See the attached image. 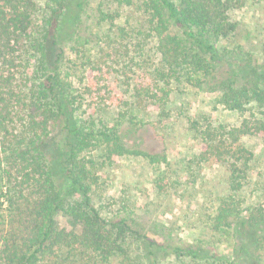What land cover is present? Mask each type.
I'll return each instance as SVG.
<instances>
[{
	"label": "trees",
	"instance_id": "16d2710c",
	"mask_svg": "<svg viewBox=\"0 0 264 264\" xmlns=\"http://www.w3.org/2000/svg\"><path fill=\"white\" fill-rule=\"evenodd\" d=\"M77 1L45 0L42 8L39 0H0V264H143L140 255H133L134 239L162 247L140 232L128 213L110 214L111 206L96 204L93 197L101 177L98 165L87 158L90 150L103 148L107 163L125 154L158 159L129 146L119 126L105 123L100 115L103 88L97 81L83 91L97 102L96 111L83 117L85 112L76 105L82 94H72L61 72L65 53L59 43L73 8L81 3L76 5ZM141 1L146 30L157 41V65L147 64L143 53L147 33L138 32L133 44L106 42L111 63L103 60L104 54L94 60L96 76L102 78L103 65L110 72L121 71V65L131 71L134 93L124 102V115L151 109L164 114L173 82L216 92L217 103L243 115L235 125L196 120L191 124L199 137L198 160L218 163L228 174L229 194L217 206L212 228L242 239L238 257L214 252L212 264H248L243 255L260 261L255 254L264 244V193L251 205H245L240 193L251 182L254 159L242 138L264 137V65L238 61L227 47H219L237 30L231 12L249 0ZM119 16V12L108 14L112 20ZM120 31L123 35L125 28ZM31 56H36V64L29 70ZM56 131L68 138L63 166L66 191L50 151ZM61 214L70 229H60ZM169 248L176 256L196 257L202 250L177 244Z\"/></svg>",
	"mask_w": 264,
	"mask_h": 264
},
{
	"label": "rangeland",
	"instance_id": "374dc122",
	"mask_svg": "<svg viewBox=\"0 0 264 264\" xmlns=\"http://www.w3.org/2000/svg\"><path fill=\"white\" fill-rule=\"evenodd\" d=\"M39 1L44 8L45 0ZM79 2L80 5L73 8L75 11L67 30L62 31L63 38L59 43L65 53L60 64L61 72L71 86L72 94L77 97L82 94L76 105L85 112L83 117L96 111L97 102L83 91L87 84L97 81L103 88L104 109L100 115L105 123L119 126L121 136L129 146L148 151L158 159L155 162L142 154H125L117 155L114 162L107 163L101 155L103 148L87 152V158L98 165L101 177L93 195L96 204L111 206L110 214L128 213L140 232L162 245L155 248L147 241L143 243L134 239L133 255H140L143 264H212L210 256L214 252L231 259L238 257L242 239H237L231 231L227 233L212 228L216 208L229 194L227 171L218 163L198 160L199 137L191 122L235 125L241 122L243 115L217 103L218 93L185 82L172 83V97L164 114L151 109L140 114L130 110L124 115L127 109L124 102L129 101L134 93L135 81L131 78V71L121 65V71L110 72L103 65L104 74L100 78L96 76L99 71L94 70L93 62L104 54L103 60L111 63V57L105 54L106 42L117 39L133 44L134 37L141 32L142 35L147 33L143 52L147 64L157 65V41L146 30L147 13L141 0L132 3L125 0H78L76 5ZM112 12H119L120 16L112 20L108 17ZM231 16L238 22L237 30L229 40L220 42L222 46L219 47H227L238 61L252 66L264 65V0H249L233 10ZM121 27L125 28L123 35ZM57 50L58 47L53 48L55 53ZM134 53L135 50L131 54ZM29 59L27 68L32 70L36 56ZM124 62L132 65L129 59ZM56 132L50 151L56 171L60 173L56 176L66 191L63 166L69 153L68 138L64 132ZM242 140L254 152L251 182L240 193L245 205H251L254 198L264 193V137L247 135ZM58 223L60 229L71 227L63 214L58 217ZM173 244L195 250L201 248V255H173L169 248ZM255 255L261 258L260 261L246 255L243 258L250 264H264V244Z\"/></svg>",
	"mask_w": 264,
	"mask_h": 264
}]
</instances>
